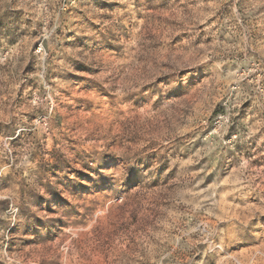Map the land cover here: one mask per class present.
<instances>
[{
  "label": "rangeland",
  "instance_id": "obj_1",
  "mask_svg": "<svg viewBox=\"0 0 264 264\" xmlns=\"http://www.w3.org/2000/svg\"><path fill=\"white\" fill-rule=\"evenodd\" d=\"M0 264H264V0H0Z\"/></svg>",
  "mask_w": 264,
  "mask_h": 264
}]
</instances>
